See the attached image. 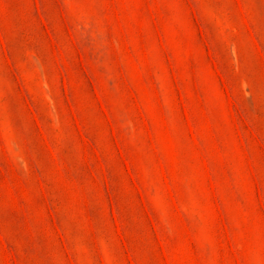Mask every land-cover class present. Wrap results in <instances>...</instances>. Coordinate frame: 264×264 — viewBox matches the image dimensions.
Returning <instances> with one entry per match:
<instances>
[{
	"label": "rangeland",
	"instance_id": "rangeland-1",
	"mask_svg": "<svg viewBox=\"0 0 264 264\" xmlns=\"http://www.w3.org/2000/svg\"><path fill=\"white\" fill-rule=\"evenodd\" d=\"M0 264H264V0H0Z\"/></svg>",
	"mask_w": 264,
	"mask_h": 264
}]
</instances>
